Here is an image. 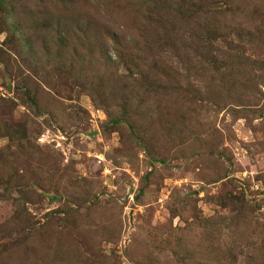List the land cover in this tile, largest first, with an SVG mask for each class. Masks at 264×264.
Returning <instances> with one entry per match:
<instances>
[{
	"label": "rangeland",
	"instance_id": "374dc122",
	"mask_svg": "<svg viewBox=\"0 0 264 264\" xmlns=\"http://www.w3.org/2000/svg\"><path fill=\"white\" fill-rule=\"evenodd\" d=\"M0 264H264V0H0Z\"/></svg>",
	"mask_w": 264,
	"mask_h": 264
}]
</instances>
